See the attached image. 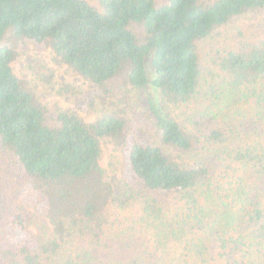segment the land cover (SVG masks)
<instances>
[{"label":"trees","instance_id":"1","mask_svg":"<svg viewBox=\"0 0 264 264\" xmlns=\"http://www.w3.org/2000/svg\"><path fill=\"white\" fill-rule=\"evenodd\" d=\"M250 10L264 0H0V146L20 167L23 201L55 230L80 227L58 264H264V39L217 49L209 82L197 54L198 41ZM7 34L49 47L95 85L126 75L146 90L158 142L127 135L125 111L86 122L61 110L49 125L11 67ZM191 104L186 124L165 108ZM104 138L122 150L118 188L102 179ZM109 204H137L140 218L108 232ZM13 230L9 264L54 261L59 245L38 250L22 216Z\"/></svg>","mask_w":264,"mask_h":264},{"label":"rangeland","instance_id":"2","mask_svg":"<svg viewBox=\"0 0 264 264\" xmlns=\"http://www.w3.org/2000/svg\"><path fill=\"white\" fill-rule=\"evenodd\" d=\"M87 1L98 7V0ZM155 2L160 4L164 0ZM239 39H264V10H250L232 17L207 38L197 42L198 61L204 80L209 82L215 72L219 71L214 64L216 50L237 43ZM5 42L14 50L11 62L14 73L33 94L34 99L44 107L49 125L59 124L56 116L61 110L71 111L86 122H92L103 114L125 111L124 115L129 122L127 135L135 134L142 140L158 142L154 129L146 124V90L129 86L126 75L121 74L105 85H95L60 62L49 47L10 38L9 34ZM194 106L195 104L186 107L167 105L165 108L178 121L186 124L193 116ZM100 167L102 179L118 188L122 177L123 155L121 147L113 138L101 140ZM20 175V167L12 154L0 146V264H9L8 260L11 259L12 254H7L6 249L15 246L12 237L17 215L23 217L26 231L38 250L51 242L59 245L58 252L53 254L54 261L48 263L58 264L77 250L75 244L82 240V235H79L80 227L65 220L63 230H55L43 213L36 210L34 205L23 201L20 195ZM140 215L137 204H130L125 209L109 204L104 213V228L108 232H126L127 227L139 220ZM82 244L83 241L80 245Z\"/></svg>","mask_w":264,"mask_h":264}]
</instances>
